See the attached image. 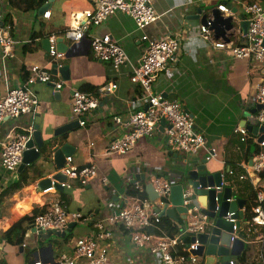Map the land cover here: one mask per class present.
I'll list each match as a JSON object with an SVG mask.
<instances>
[{"label":"crops","instance_id":"0c3cea01","mask_svg":"<svg viewBox=\"0 0 264 264\" xmlns=\"http://www.w3.org/2000/svg\"><path fill=\"white\" fill-rule=\"evenodd\" d=\"M48 1L37 10L23 11L14 8L11 0H0L3 25L8 35L18 42L8 55L3 53L0 45V98L7 90L19 87L24 82L23 75L31 67L38 66L50 72L54 62L49 58L44 44L50 35L59 34L56 38H63L68 54L59 60V64L69 67L68 81H63L59 75L54 76V82H62L59 90L40 83L28 87L41 105V110L34 116H21L0 124V158L3 147L16 133L28 134L37 126L46 135H52L54 130L75 121L71 114L72 94L79 91L82 85L87 84L96 92L109 84H116L117 89L109 95L99 96V108L84 127L60 137L62 144L67 142L75 148L73 166L96 165V177L87 186L69 181L70 188L63 192H40L36 188L37 180L9 198H0V264H56L62 252L74 249L76 239L93 237L96 232L90 222L82 225L76 233L73 229L68 243L53 234L40 241L36 234L31 233L33 227L28 229L29 236L25 234L20 246L10 244L8 239L1 237L3 232L31 214L35 208H46L63 199L69 212H78L91 217L93 221L104 220L131 200L125 195L128 186H139V183L146 186L152 176L165 177L172 187L178 186L186 164L200 165L205 160V151L194 156L169 152L161 128L150 138L136 142L124 155L107 153L110 143L126 133L124 128L113 123V118L126 122L131 112L143 106L135 101L138 87L129 81V68L125 66L114 72L109 64L95 59L89 47L92 37L108 34L118 40L132 64L137 63L144 50L145 43L141 40L144 34L154 39L170 36L182 40L181 51L167 67V80L159 79L156 87L166 99L179 101L182 110L191 116L195 128L202 132L207 147L216 154L215 160L206 163L207 174L221 175L224 186L231 188L233 197L243 202V209L252 192L264 186L260 174L253 170L251 163L260 134L255 136L248 133L254 138L247 136L249 141L243 143L236 130L241 128L243 121L254 115L251 101L255 96L256 84L264 80V65L251 60H235L229 50L213 49L199 34L200 21L191 16H196L200 10L201 16L210 17L214 8L218 9L219 5L226 3L240 17L245 2L150 0L156 20L144 31L137 29L130 16L118 12L97 26H89L85 39L73 43L64 37V32L75 16H82L94 9V0ZM45 5L48 8L44 12H50L48 19L43 17L44 12L39 14ZM35 31L40 34L32 39ZM239 35L232 31L229 41L242 43ZM260 150L264 151V147L260 146ZM36 164L41 167L42 178L56 172L51 162L43 164L38 159ZM16 176L7 174L0 163V193ZM21 203L24 205L16 210L15 207ZM149 204L152 210V204ZM176 218L177 223L171 222L180 232L183 222L179 214H176ZM239 221L242 222L241 219ZM257 231H262V228ZM111 232V238L100 241V245L106 249V264H158L147 246L135 247L131 243L128 232L120 227ZM238 239L244 245L252 243L256 255L258 244L254 236L246 239L240 235ZM21 246L24 248L19 252ZM261 254L264 264V246ZM255 255L250 264L257 263ZM236 258L233 256L231 261L236 263ZM86 263L84 259L77 260V264Z\"/></svg>","mask_w":264,"mask_h":264},{"label":"built area","instance_id":"2783aa9c","mask_svg":"<svg viewBox=\"0 0 264 264\" xmlns=\"http://www.w3.org/2000/svg\"><path fill=\"white\" fill-rule=\"evenodd\" d=\"M217 8L225 17L232 18V31L240 34L239 38H242L243 42L235 44L231 41L215 40L212 32L208 29L209 22L205 26H199L200 36L206 42L208 41L215 50H229L235 60H251L264 65V7L257 2L243 6L242 13L248 22L245 35L240 33L239 23L241 21L230 6L224 3ZM1 10L0 6V45L3 53L8 55L18 42L8 35L3 25ZM118 12L130 16L137 29L141 31H144L156 20L150 0H94V9L85 12L82 16H75L72 24L65 30L64 37L73 43H80L85 39L89 26H97ZM43 17L48 19L50 12H44ZM234 23L237 25L236 27ZM56 39L55 35L47 37V54L57 68H61L63 65L59 64V60L64 55L57 51ZM141 40L145 43V47L136 64L130 62L118 40L112 36L106 34L92 37L89 40V47L95 59L109 64L114 72H118L125 66L129 68V81L139 90L135 101L143 106L142 109L131 112L126 122H122L120 118H113V123L124 128L126 133L110 143L107 153L124 155L133 148L136 142L150 138L156 130L161 128L165 136V146L169 152L194 156L200 151H205L207 153L206 161L215 160V151L207 147L202 132L195 128L192 119L182 110L180 102L166 99L163 92L156 87L159 79L167 80V67L181 51L182 40L170 36L154 39L145 34L142 35ZM53 79L54 77L46 69L38 66L31 67L26 80L19 87L7 90L0 98V124L21 116L38 114L41 105L28 91V87L37 83L54 84L55 90H59L62 82H54ZM115 89H117L116 84H109L98 90L97 95L73 92L71 114L78 121V127H84L95 116L94 113L99 108V96L109 95ZM251 103L254 106L253 110L256 106H261V109L255 112L252 118L259 125H264V80L256 84L255 96ZM162 120L165 122L163 127L160 124ZM236 132L241 135L240 141L244 142L248 135L247 130L238 128ZM31 133L32 131L28 134L16 133L3 147L0 163L7 174L17 175L18 168L23 163V153L27 150L26 144L31 139ZM260 146L264 147V140ZM252 168L257 174H264V152L254 157ZM60 172L67 178V182L60 185L63 189L70 188L69 181L84 187L96 177L97 167L94 164H89L77 168L73 166L72 157H67ZM104 182L106 184L105 180ZM148 184L152 185L157 194V203L160 206L169 203L172 184L168 179L152 176L148 180ZM135 187L140 188L138 185ZM51 190H54L53 187L43 192ZM182 197V206L186 209L188 220L187 229L178 232L171 238L156 237L146 232V229L158 225L160 218L151 210L149 202L142 203L139 199L129 200L125 206L100 221H93L91 217H85L78 212H66L59 206V203H53L34 217L32 227L35 229L36 236H42L48 232L63 233L70 224L86 225L92 222L96 231L94 236L76 239L74 249L62 252L56 264H77L78 259L86 260V264H106V249L100 245V241L111 238V230L118 227H122L128 232L131 243L135 247L147 246L158 264H204L202 258L191 254V251L196 250L198 246L197 241L195 240L194 243L186 247L183 240L188 234L197 236L206 233L208 229L207 216L201 212L191 187H184ZM216 211H218V207H216ZM243 212V209L238 210L240 214ZM253 212V218L246 225L245 235L246 239H250L252 236L256 238L258 247L255 261L256 264H262L264 191L257 193V204L253 208ZM234 214L226 215V220L233 224L231 241L239 238V230L235 226L239 219H233ZM258 228H262V231H257ZM229 264L236 263L230 261Z\"/></svg>","mask_w":264,"mask_h":264},{"label":"water","instance_id":"95a60500","mask_svg":"<svg viewBox=\"0 0 264 264\" xmlns=\"http://www.w3.org/2000/svg\"><path fill=\"white\" fill-rule=\"evenodd\" d=\"M49 0L48 2H51ZM48 8V5L43 6L39 10V14L43 13ZM192 19L200 21L201 25H207L209 31L213 33L215 40H222L224 42L229 41V36L232 35L233 23L231 17H225L218 9L214 8L211 11L210 17L207 15L201 16V11L198 10L196 16H191ZM240 29L243 35L247 32L248 22L246 17L241 15ZM57 51L67 56V47L63 44V38H57ZM46 51L48 50L47 41H44ZM51 75L60 76L63 81L69 80V67L62 66L57 68L54 64L50 70ZM264 75V71H263ZM47 86L54 88V84H47ZM146 109V108H145ZM261 109V106H256L252 111L253 114ZM246 112L249 113L247 109ZM188 114V113H186ZM189 116V114H188ZM191 118V116H189ZM161 127L165 125L164 120L160 122ZM241 128H245L248 133H253L255 136L260 134L257 138V143L260 145L264 140V125H259L253 118H248L240 124ZM78 128V121H72L53 131L52 135H46L45 132L40 131L37 126L34 127L31 133V139L26 144L27 150L23 153V163L19 166L18 172L25 167L36 163L38 159H41L43 164L51 162L56 172L49 177L42 178L36 184L38 191L43 192L46 189L52 188L57 192H63L61 184L67 182V178L60 172L63 168L65 159L67 157H73L75 154V148L69 143H63L60 137L63 134L73 131ZM206 160H203L200 165L186 164L183 167V172L178 186L171 188L170 207L168 204L160 206L157 203V194L155 193L151 184L145 186V191L148 196L149 202L152 204V210L159 218H166L174 223L178 222L176 214L180 215L183 225L179 231L187 229V214L186 209L182 206L183 202V189L185 186H189L194 190L196 201L201 209V212L207 216L208 229L204 234H188L184 237V244L188 247L189 244L194 243L195 240L198 243L196 250L191 251L193 256L202 258L204 264H229L231 258L239 257L244 243L240 239H234L231 241V233L233 224L226 220L228 213H235L233 219H242V214L238 213L239 209H242L243 202L233 197V191L231 188H227L223 184L221 175L207 174ZM253 164V162L251 161ZM229 173V170H227ZM137 179V178H135ZM24 204H18L15 209L21 208ZM218 207V211H216ZM14 209V211H16ZM235 226L238 230L241 229V222L237 221ZM75 224H70L66 231L63 233L48 232L42 236H37L40 241L46 240V238L53 234L57 237L63 238L67 233L72 231ZM31 233L35 234V229H31ZM29 236V232L26 237ZM24 246L19 247V252L23 251ZM28 252L29 250H25ZM34 263V262H33ZM32 263V264H33Z\"/></svg>","mask_w":264,"mask_h":264},{"label":"trees","instance_id":"16d2710c","mask_svg":"<svg viewBox=\"0 0 264 264\" xmlns=\"http://www.w3.org/2000/svg\"><path fill=\"white\" fill-rule=\"evenodd\" d=\"M46 0H11L12 6L16 9L23 10V11H30V10H37L39 9ZM245 4L249 5L254 2L259 3L264 7V0H243ZM41 28L42 26L39 25ZM64 31V30H63ZM62 31V34H63ZM40 32L35 31L32 39L37 38ZM49 35V34H47ZM59 34H56V36ZM28 76V73H25L23 75L24 81L26 80ZM264 78V77H263ZM80 92H84L87 94H93L97 95V92L94 88L91 86L84 84L79 89ZM139 91V90H138ZM247 136L252 137L250 134ZM254 138V137H252ZM248 138L245 139L243 143H247L249 141ZM256 150L254 151L253 155L256 156L260 154V145L255 144ZM260 179L263 180L264 174L261 173ZM42 178V171L41 167L37 165L36 163H33L29 166H27L24 170H22L16 177L13 182H11L8 186L4 188V190L0 193V198H9L16 192L20 191L21 189L30 186L34 184L37 180H40ZM140 188L137 189L135 186L130 185L126 189V197L129 199H139L142 203L148 202V196L145 191V184L139 183ZM264 191V187L257 188L254 192H252L251 196H249V199L247 200V204L245 205L244 212L242 215V226L241 230L239 231V236L246 237L245 235V229L246 225L251 221V219L254 216L253 208L257 204V193ZM64 195L62 196V198ZM63 199H61V202H59V206L65 210L66 212H69L65 206V203L62 202ZM45 210V208L42 209H34L31 214L24 216L21 220H19L17 223H15L10 229L3 232L1 234V237H4L8 239V243L20 246L23 244L25 234L27 233L29 228H32L33 220L36 215L39 213H42ZM121 229L124 230V228L121 227ZM71 232L67 233L63 237V241L65 243H68L71 238ZM146 232L148 234H151L152 236L156 237H173L178 233V230L174 226V224L166 219V218H160V223L158 225H155L153 227H150L146 229ZM264 232V231H263ZM252 238V237H251ZM256 240V239H255ZM264 246V245H263ZM180 251V248L178 249ZM255 255V249L252 243L248 242L244 245V248L242 249V252L239 257L236 258L237 264H250L252 258Z\"/></svg>","mask_w":264,"mask_h":264},{"label":"rangeland","instance_id":"374dc122","mask_svg":"<svg viewBox=\"0 0 264 264\" xmlns=\"http://www.w3.org/2000/svg\"><path fill=\"white\" fill-rule=\"evenodd\" d=\"M81 224H79V225H76L75 227H74V231H75V233L77 232V230H79L80 228H81Z\"/></svg>","mask_w":264,"mask_h":264}]
</instances>
